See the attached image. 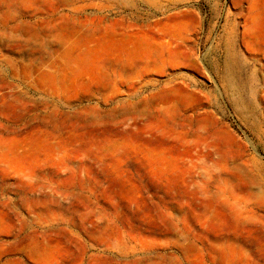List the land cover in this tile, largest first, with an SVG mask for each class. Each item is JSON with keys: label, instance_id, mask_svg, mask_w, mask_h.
I'll return each instance as SVG.
<instances>
[{"label": "rangeland", "instance_id": "obj_1", "mask_svg": "<svg viewBox=\"0 0 264 264\" xmlns=\"http://www.w3.org/2000/svg\"><path fill=\"white\" fill-rule=\"evenodd\" d=\"M116 257L264 264V0H0V264Z\"/></svg>", "mask_w": 264, "mask_h": 264}, {"label": "bare ground", "instance_id": "obj_2", "mask_svg": "<svg viewBox=\"0 0 264 264\" xmlns=\"http://www.w3.org/2000/svg\"><path fill=\"white\" fill-rule=\"evenodd\" d=\"M250 1H253V0H250ZM72 2V1H71ZM73 3V2H72ZM64 5V4H63ZM78 8V7H77ZM6 22V21H5ZM62 57V56H61ZM64 61V60H63ZM12 67V66H11ZM227 85H228V88L226 89V90H228V91H230V92H234V84L231 82V81H229L228 83H227ZM236 109L238 110V111H242V105H237L236 104ZM49 217V216H48ZM51 217V216H50ZM113 217V216H112ZM43 219V218H42ZM46 219V218H45ZM37 220V219H36ZM45 221V220H44ZM47 222V221H46ZM108 224V223H107ZM69 229V228H68ZM70 231H71V229H70ZM57 232V231H56ZM73 232V231H72ZM47 233V232H46ZM34 234H35V232H34ZM77 234V233H76ZM178 244V243H177ZM80 246H82V245H80ZM31 248V247H30ZM36 249H37V247H36ZM124 249V248H123ZM42 253V252H41ZM45 253V252H44ZM120 253V255H122V254H124V253H127V250H124L123 252H119ZM156 258V259H155ZM153 260H157L158 259V256H156ZM147 259V258H146ZM152 260V261H153ZM104 261V260H103ZM110 262L112 263V264H119L118 263V259H117V257L116 258H113V259H111L110 260ZM148 262V261H147ZM155 262V261H154ZM163 262V261H162ZM165 262V261H164ZM130 263V262H129ZM159 263V262H158ZM145 264H147V263H145Z\"/></svg>", "mask_w": 264, "mask_h": 264}]
</instances>
